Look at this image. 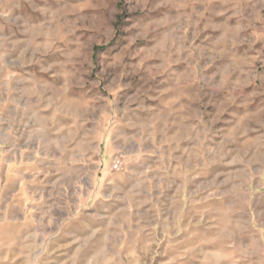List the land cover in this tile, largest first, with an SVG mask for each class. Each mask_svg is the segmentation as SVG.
<instances>
[{
  "label": "rangeland",
  "instance_id": "obj_1",
  "mask_svg": "<svg viewBox=\"0 0 264 264\" xmlns=\"http://www.w3.org/2000/svg\"><path fill=\"white\" fill-rule=\"evenodd\" d=\"M263 106L264 0H0V264H264V180H229V164H207L204 196L187 178L194 166H173L161 196L145 159L129 209L98 208L62 245L39 243L44 230L28 229L3 195L14 188L11 141L51 143L61 123L97 135L135 121L145 133L159 112L165 135V112H200L188 140L203 141L207 159L229 158L231 113ZM254 120L253 159L264 114Z\"/></svg>",
  "mask_w": 264,
  "mask_h": 264
},
{
  "label": "crops",
  "instance_id": "obj_2",
  "mask_svg": "<svg viewBox=\"0 0 264 264\" xmlns=\"http://www.w3.org/2000/svg\"><path fill=\"white\" fill-rule=\"evenodd\" d=\"M6 100L12 102L13 98ZM158 113L150 112V130L145 133L137 128L135 121L134 130H130L132 128L126 121L123 125L112 127L103 124L97 135L93 130L85 134L84 126L61 123L58 128L60 136L51 143L47 138L34 144L11 141V155L4 161V177L7 182L14 183V188L5 190L3 194L10 198L7 206L21 207V220L28 229L44 230L37 238L39 243L62 245L68 241L72 229L91 228L86 219L91 218L98 208L102 212L113 206H116L117 211L125 206L129 209L141 192V179L136 169L145 159L148 160L150 171L154 169L149 176V191L155 195L163 194V181L160 178L165 177L170 183L174 181V174L168 172L176 165L186 168L188 165L194 166L192 169L197 174L191 176L195 174L191 173L187 178H196L198 187L200 182L204 185L206 166L212 163L229 164V180L232 181L264 180V146L260 147V157H250L254 149L250 133L254 119L264 114V106L256 112L247 110L231 113L234 119L231 121L230 134L235 140L230 142L229 158L220 154L207 159L204 142L198 138L194 142L188 140L190 129L193 131L196 125L199 128L200 112H165L167 121L164 136L158 131ZM107 114L110 116L111 113ZM190 122L194 127L189 128ZM79 132L82 134L78 135ZM146 138L149 139L148 149L147 145H143ZM201 145L203 147L200 150ZM115 157L122 160L123 168L120 171L111 170ZM254 164L258 165V175L254 173ZM159 165H165L167 170L161 175L158 172ZM260 187L263 186L259 184L257 188ZM164 192L170 193L167 190ZM204 192L205 185L203 196ZM201 206L204 210V200ZM30 213L43 214L42 218L34 220L29 218ZM248 243L251 246L246 249V253L252 256L254 242L251 240Z\"/></svg>",
  "mask_w": 264,
  "mask_h": 264
},
{
  "label": "built area",
  "instance_id": "obj_3",
  "mask_svg": "<svg viewBox=\"0 0 264 264\" xmlns=\"http://www.w3.org/2000/svg\"><path fill=\"white\" fill-rule=\"evenodd\" d=\"M121 167H122V162H121V160H120V159H115V160L113 161L112 168H113L114 170H120Z\"/></svg>",
  "mask_w": 264,
  "mask_h": 264
}]
</instances>
